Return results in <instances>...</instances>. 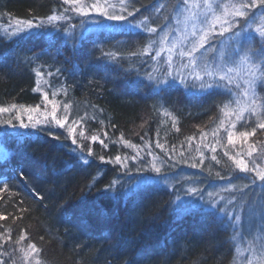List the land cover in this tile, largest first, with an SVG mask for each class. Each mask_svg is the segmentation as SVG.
I'll return each instance as SVG.
<instances>
[{
    "label": "trees",
    "instance_id": "trees-1",
    "mask_svg": "<svg viewBox=\"0 0 264 264\" xmlns=\"http://www.w3.org/2000/svg\"><path fill=\"white\" fill-rule=\"evenodd\" d=\"M66 8L63 0H0V107L55 104L69 105L72 112L68 124L56 125L55 132L47 126L18 127L15 114L0 116L15 125L0 123V146L10 152L0 161V215L7 217L0 220V264H22L30 244L40 249L33 255L41 264H232L233 221L207 204H177L178 184L167 177L168 167L191 160L197 144L208 145V170L232 178L243 172L232 157L243 159L249 169L263 164L264 129L240 139V132L256 127L248 120L233 144L216 143L213 133L224 118L223 104L234 107L232 85L229 94L224 81L201 75L214 86L201 89L188 79L172 80L158 91L148 81L147 73L160 78L149 68L153 54L144 49L156 41L149 50L155 52L164 26L181 16L183 0H133L134 15L123 23L144 21L156 33L125 27L81 37L78 26L74 34L60 26L18 38L1 30L17 20L45 21ZM261 13L264 8L252 9L248 19L253 14L257 19L245 29L246 36L255 37L254 48L264 42L254 31ZM239 19L244 27L245 18ZM230 36L211 38L204 46L206 58L210 52L209 60L214 55L225 63L233 55ZM239 47L246 51L248 42ZM231 59L236 64L238 58ZM257 92L264 96L259 86ZM68 128H75V143ZM152 163L160 173L150 170ZM145 177L154 179L137 186ZM20 235L25 239L16 243Z\"/></svg>",
    "mask_w": 264,
    "mask_h": 264
},
{
    "label": "rangeland",
    "instance_id": "rangeland-1",
    "mask_svg": "<svg viewBox=\"0 0 264 264\" xmlns=\"http://www.w3.org/2000/svg\"><path fill=\"white\" fill-rule=\"evenodd\" d=\"M93 2L94 0H85V3L87 4H91ZM108 2L111 4H115L117 6L115 10L119 12V0H108ZM132 2L133 0H129V11H132ZM234 2H238V0H213L214 6L217 4ZM72 7L73 5L68 4V8L66 9H71ZM109 11H112V9H109ZM62 15L70 17V19L56 21L53 22V24L43 23L42 28L45 27V29L42 30L46 31L47 29H52V31H54L60 26H65V29H67V33L74 34V28L78 26L80 36L84 37V35H88L89 33H91V31L98 30L97 25L94 23V21L105 20L106 23L114 22L107 21L105 17L100 16L99 13L95 11H89L88 15H81L69 10ZM184 16L185 13L182 12L181 16L178 19H173L172 23L164 26L162 30L164 31V33L169 31L171 32L168 44L165 46L166 50L161 52L160 55H156V51L160 47L157 40L158 45L153 47L155 52H148V54H153L149 68L155 75H158L160 79H167L168 81H172L173 77H177L175 80H180L178 77L179 73L183 76L184 81L188 79L190 83L194 82L201 84V79L196 78L194 74H189L192 71L191 67L186 68L182 66L188 63V57H181L180 52L186 51L191 47V37L185 40L182 45H178L172 52V60L170 62L168 60L169 52L167 51V48L171 47L172 42L177 41V39L181 37L182 31L186 27L188 29L191 28V22H189L187 25L183 22ZM178 20L180 21V23L177 22ZM42 22L44 21L33 24L41 25ZM15 26L16 24H13L11 26L3 27L1 30L4 35L13 37L11 36V32ZM260 26L264 25H262L261 23ZM39 30H41V27H34L30 31L25 32V34H29L31 32ZM220 40L222 42L224 41L223 38ZM206 52L207 50L204 47L195 53L198 64H207L210 69L220 67L224 64L221 59L217 60L214 55L209 60L208 56L210 52L207 53V58ZM243 54L244 53H241V56H243ZM229 56H227L226 61H228L229 58L231 59V57H233L234 55ZM239 62L240 61L238 58L236 64H233L232 62H228L226 64L227 67L236 69V72L233 73L235 83L232 85L234 87L235 98H237V93H242L245 87V69L243 68V65L238 64ZM197 72H199L200 77H202L201 75H204L206 80L208 81L209 76L205 75V73L200 68L197 69ZM216 78L219 77L217 76ZM41 81L46 82L47 78L43 77L41 78ZM237 84L239 85V87H236ZM240 99L241 101H243L244 97L240 96ZM235 108L236 104L234 102V107L229 109V111ZM29 109L35 110L29 111ZM29 109L10 108L9 112L0 113V116L3 115L5 117H8L15 114L14 120H16V125L18 127H20L21 120L23 121V123L29 124L30 126L33 123L39 122L37 123V126L33 128L47 126L49 130L55 132L56 124L54 121H52L51 117V112L53 110L52 105L46 106L45 108L31 107ZM67 113L69 118L72 113L70 107H68ZM64 114V106H56L57 118L62 119ZM17 116H19L20 119H16ZM29 116L32 117L31 121L29 120ZM245 118L246 122H236V128L233 129L231 128V122L235 121V116H224V118L222 119L224 121L223 126L218 127L214 132L215 135H213V137L215 142L219 143L221 141H225L226 143H228L227 133L231 131L234 132L237 136L239 129L243 130L241 124L249 123L248 120H251L252 126L257 124L255 116H251L249 118L248 113H245ZM47 121L52 122L49 124ZM203 146L204 145L197 144L194 147L195 150L193 151L194 154H192L191 160L184 162L183 165L180 166L177 164H173L174 166L172 168L168 167V170L171 171L172 174H167V177L173 178V185L178 184V197L180 199H177V204L185 205L189 208L190 206L193 207L199 204H207L211 208H218L222 211V213L232 218L236 228L234 236L236 244V257L234 258L232 264H246L248 260H252L254 264H258L259 259L264 258V247H261V245L264 244V183L257 180L255 184H252L251 180L254 176V173L251 171L241 172L238 175L233 176L232 178H218L215 175L211 174V172L207 168V165H205V161L208 158L209 148L208 145L204 147ZM0 150L7 152V158L10 156V152L6 151L1 146ZM201 153H203V156H201ZM1 160H4V158H0V161ZM255 163L258 164L257 162ZM259 164L258 166L264 168V162L261 165ZM156 179L163 178L159 177ZM143 182L144 179L136 182V185L139 186V184H142ZM191 189H196V191L192 192ZM235 217H239V220H236ZM250 243L252 244V248L254 249L255 254H253V251L248 250ZM237 249H239V251H237ZM22 261L20 262L22 264H36V258L33 254L27 258H23Z\"/></svg>",
    "mask_w": 264,
    "mask_h": 264
},
{
    "label": "snow or ice",
    "instance_id": "snow-or-ice-1",
    "mask_svg": "<svg viewBox=\"0 0 264 264\" xmlns=\"http://www.w3.org/2000/svg\"><path fill=\"white\" fill-rule=\"evenodd\" d=\"M64 4H70L73 5L71 9H65V12L71 10L81 15H88L89 11H95L99 13L100 16H103L106 18L107 21H114L117 23H106L105 20H96L94 23L97 25V29L100 31H113L118 30L125 27H137V28H143L144 31L150 32V33H156V28H149L144 24V21H141L140 24H132L130 21L127 25H125L123 22L128 20V17L133 16L134 12L128 10V3L129 0H119L120 4V10L117 12L116 5L111 4L108 2V0H94L93 3L87 4L85 3V0H63ZM134 8V4H133ZM256 8H264V0H239V2L234 3H224V4H217L214 6L213 0H183V9L182 12L185 13L184 16V23L187 25L189 22H191V28L188 29L187 27L182 31L181 37L177 39V41L172 42L171 47L167 48V51L169 52L168 60L169 62L172 60V52L178 45H182L185 40H187L189 37L192 38L191 40V47L186 51H181L180 56L181 57H188V63L186 65H182L183 67H191L190 75H195L196 78L201 79L200 88H211L214 85L211 83L203 82L202 77H200L199 72H197V69L200 68L205 75L216 78L217 76L221 81H224V87L228 91L229 94H231L232 89L228 87V85H233L235 83V80L233 78V73L236 72L235 68L227 67L226 64L228 62L234 63L235 61H232L230 58L228 61H225V63L217 68L210 69L207 64L200 65L197 63V57L195 55L196 52H198L200 49L204 48L205 44L209 42V40L214 37L215 35L223 36L225 33H231V36L229 37V40L232 41V48H233V55L237 58H239L240 64L243 65V68L245 69L244 72V90L242 93H237V98L235 100L236 108L229 111V104L224 103L223 108L221 111L224 113L225 117H229L231 115L235 116V121L231 122V128H236V122L245 121V113H248L249 118L251 116H255L257 120L256 127L252 128L251 131H242L239 133V138L246 141L247 138L251 135L254 136L256 134L257 128L264 129V96L259 95L257 92V87L259 86V89L261 92H264V42L260 43L259 48H254L252 46V42L255 41V37L253 36H246L245 35V29H250L251 23L255 22L257 17L253 14L251 17V20L248 19L249 12L252 9ZM109 9H112V11H109ZM239 18H245V25L244 27L240 26V19ZM70 19V17H67L65 15H49L47 16L46 20L42 22L41 25H34L32 20H17L16 26L11 32V36L23 38V35L25 32L30 31L34 27H42L43 23L47 24H53V22L60 21V20H66ZM259 19L261 20L262 25H264V13H261ZM180 23V21H177ZM74 27V26H71ZM67 31V29H65ZM259 35L264 38V26L256 27L254 29ZM171 35V32H165L162 36L159 37L158 43L160 45L159 49L156 51V55H160L161 52L165 51V46L168 44L169 36ZM243 41L248 42V48L245 51L242 47H239ZM152 43H156V41H153ZM152 43H149L148 47L144 49V53L147 54L149 50L152 48ZM241 51L244 52L243 56H241ZM135 54V53H134ZM111 55V53H109ZM223 59V54H222ZM59 71V70H57ZM147 79L150 82L155 83V87L158 91H165L164 85L171 86V82L167 79H160V80H154V77L151 73H147ZM178 77L181 81V83H184L183 76L178 73ZM177 77H173V81ZM259 82V85L258 83ZM140 84H143V81L139 82ZM145 87L151 86L150 84H145ZM219 87L220 85H215ZM138 87V85H137ZM236 87H239L237 84ZM240 96L244 97V100L241 101ZM44 99H48V94H44ZM51 103V101H50ZM16 105H11V108H16ZM23 107V106H21ZM70 107L69 105H64L65 108V114L63 118H57L56 116V105L53 104V110L51 112L52 121L55 122L57 126L60 128H64L66 124H68V113L67 109ZM35 109H29V111H34ZM10 108H4L0 107V113L9 112ZM167 114V113H165ZM16 119H20L19 116L16 117ZM29 120H32V117L29 116ZM52 121H47L49 124ZM0 123L5 125H12V127H15V125L12 124V120L8 119L5 121H0ZM39 123V122H37ZM37 123H33L31 126L36 127ZM75 124L76 121H73ZM221 126H223L224 121L222 120ZM20 127L28 128L29 124L23 123L21 120ZM68 131L70 134H72V142H76L75 138V128H68ZM7 135V133H5ZM49 135H52V132L49 131ZM215 135V133H213ZM55 139H60L59 136H56ZM92 141H96L98 138L96 136L91 137ZM237 139V136L234 132L229 131L227 133V141L229 144H233L235 140ZM103 143V141H101ZM131 146V145H130ZM160 146V145H158ZM249 151L247 153L248 156L252 155V152L254 150V147L252 145H249ZM215 148H212V151L215 152ZM227 155V153H225ZM7 152H4L0 150V158L7 159ZM201 156H203V153H201ZM136 157H132V159H135ZM103 160L104 158L101 157ZM124 159H128V157H125ZM213 160L216 159L215 156L212 157ZM232 159L235 161L236 167L240 169L243 172H253L254 176L252 177L251 183L255 184L257 180L264 183V168H260L258 165L253 166L251 169L248 168L247 164L243 161V159H236L235 157H232ZM115 161L117 163H121V157L116 156ZM85 164L88 163L87 160L84 161ZM195 166V165H193ZM124 167L127 168V164H124ZM150 170L154 171L156 173L161 172V168L158 167L155 163H152L150 165ZM139 171V169H138ZM22 174V173H21ZM152 177H145L144 183H149L152 181ZM117 183V181H113L112 184L109 185V188H112V186ZM7 187V183L4 186ZM192 192H195L196 189H191ZM177 199H180L177 197ZM7 217L0 215V220H5ZM236 220H239V217H235ZM11 239V237H9ZM25 239L24 235H20L16 243H19L20 240ZM42 239V238H41ZM261 247H264V244L261 245ZM29 248L31 249L30 252L25 253V257L31 256L33 253L38 254L40 252V249L37 248L35 244H30ZM249 251H253L252 244H249ZM239 251V249H237ZM13 264H15V261H13ZM36 264H41V261L39 259L36 260ZM246 264H254L252 260H248ZM258 264H264V258L259 259Z\"/></svg>",
    "mask_w": 264,
    "mask_h": 264
},
{
    "label": "bare ground",
    "instance_id": "bare-ground-1",
    "mask_svg": "<svg viewBox=\"0 0 264 264\" xmlns=\"http://www.w3.org/2000/svg\"><path fill=\"white\" fill-rule=\"evenodd\" d=\"M213 209H215V210H219L218 208H213ZM219 211H220L221 214L226 215V214L222 213L221 210H219ZM226 216H227V215H226ZM228 217H229V216H228ZM229 218H230V217H229ZM230 219L232 220V218H230ZM232 221H233V220H232ZM233 226H234V229H236V228H235V225H234V222H233Z\"/></svg>",
    "mask_w": 264,
    "mask_h": 264
}]
</instances>
